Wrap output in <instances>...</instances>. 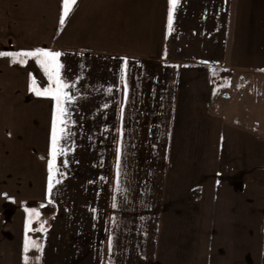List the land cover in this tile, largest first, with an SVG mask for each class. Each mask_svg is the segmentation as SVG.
Returning <instances> with one entry per match:
<instances>
[{
  "label": "crops",
  "instance_id": "1",
  "mask_svg": "<svg viewBox=\"0 0 264 264\" xmlns=\"http://www.w3.org/2000/svg\"><path fill=\"white\" fill-rule=\"evenodd\" d=\"M62 10L0 0L4 53L61 52L73 96L49 197L55 101L30 90L47 76L0 55L18 100L0 264H186L206 219L219 237L221 163L264 162V0H77L61 25ZM227 210L233 229L243 209Z\"/></svg>",
  "mask_w": 264,
  "mask_h": 264
},
{
  "label": "rangeland",
  "instance_id": "2",
  "mask_svg": "<svg viewBox=\"0 0 264 264\" xmlns=\"http://www.w3.org/2000/svg\"><path fill=\"white\" fill-rule=\"evenodd\" d=\"M4 47V43L0 41V53H4ZM12 77L10 72L8 74L7 70L0 66V220L2 221L5 217L4 188L6 170H8L6 166L8 152L11 157L7 143L11 134L7 130V108L8 105L15 107L18 103L16 102L18 100L11 97V93L8 92L12 85ZM247 165L248 169L245 171V164L221 163L219 181L222 218L219 237L217 232V237L213 236L212 221L206 219L205 232L202 236L204 241L190 242L189 246L193 247L194 251H190L186 264H264V162ZM234 181L244 183L242 191L234 190ZM206 197L210 201L209 196ZM232 203L243 209L240 214L237 211V215H241V220H238L237 226L233 229L229 226L227 210ZM245 205L247 210L244 209Z\"/></svg>",
  "mask_w": 264,
  "mask_h": 264
},
{
  "label": "snow or ice",
  "instance_id": "3",
  "mask_svg": "<svg viewBox=\"0 0 264 264\" xmlns=\"http://www.w3.org/2000/svg\"><path fill=\"white\" fill-rule=\"evenodd\" d=\"M77 0H63V10L60 16L59 23L63 25L65 19L69 16L72 10V6L75 5ZM179 0H170L172 8L175 9ZM173 11L170 10L168 14V28L172 29ZM0 55L11 56L13 63L26 64L28 58H34L35 62L43 69L47 76L48 85L41 89L33 78L30 90L37 96L50 97L55 101L54 113L51 122V158L47 163L48 179H47V191L49 197L54 188V184H59L60 181L56 179L58 175L57 169V157L65 154V149L61 147V140L65 138V132L68 124V105L73 101V96L69 94L68 89L70 85L62 78L61 70L64 65L61 63L60 57L63 55L59 51H52L47 48H36L32 51H21L15 53H0ZM66 163V162H65ZM117 176L120 175V164L116 165ZM51 203V199H49ZM113 207H116L113 204ZM29 213V225L33 217H39L40 213L37 209H26ZM43 230V229H42ZM30 241L25 239V251L28 250ZM35 246V245H33Z\"/></svg>",
  "mask_w": 264,
  "mask_h": 264
}]
</instances>
